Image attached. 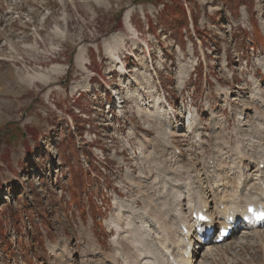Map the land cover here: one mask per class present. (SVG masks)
I'll use <instances>...</instances> for the list:
<instances>
[{
	"label": "rangeland",
	"instance_id": "374dc122",
	"mask_svg": "<svg viewBox=\"0 0 264 264\" xmlns=\"http://www.w3.org/2000/svg\"><path fill=\"white\" fill-rule=\"evenodd\" d=\"M99 1L107 8L0 0V264H58L49 247L66 240L83 264L84 232L104 253L119 251L128 222L154 250L142 231H161L158 215L174 212L188 175L176 163L252 171V149L246 160L229 149L247 144L239 126L264 123V0ZM117 42L113 62L105 43ZM79 47L86 71L74 62ZM35 74L49 78L27 80ZM153 94L177 121L163 125L171 137L147 115ZM263 227L238 231L204 264H264Z\"/></svg>",
	"mask_w": 264,
	"mask_h": 264
},
{
	"label": "bare ground",
	"instance_id": "6f19581e",
	"mask_svg": "<svg viewBox=\"0 0 264 264\" xmlns=\"http://www.w3.org/2000/svg\"><path fill=\"white\" fill-rule=\"evenodd\" d=\"M95 3L97 5H101L104 8H107V4H104L102 1L95 0ZM138 9H139V12L144 13L142 7H139ZM131 13H132V9H127L124 12L123 18L125 21L126 28L130 31L131 34L134 35V33L136 32V28L133 26V24H131V19H130L132 15ZM112 37H114V35H112ZM119 41H121V39H119ZM118 42L114 44L113 46H110L107 43H105L107 54L110 56L113 62L115 61V57L116 59L120 61L118 55L116 56L117 46L120 44ZM80 47L77 49V52L74 56V62L79 68H81L83 71L84 70L86 71L87 67L85 66L86 65L85 52L83 48H80ZM261 68L264 69V60L261 62ZM63 69L64 67L61 68V70ZM41 76L42 75L40 74L28 75L27 80L31 81L33 79L41 78ZM42 78H44L47 81L49 77L45 75V76H42ZM154 88H156V86ZM139 94H140V91H139ZM154 95L155 94H153L152 96L153 98L150 101L147 115L154 114L158 120L157 124L162 125V126L159 125L161 127V131H164L165 134H168L169 137H171L173 134L171 131L173 130L175 131V129L171 130L170 131L171 133H170L166 130V128H164V126L165 127L172 126L173 122H175L176 120L172 121L171 118L167 116L166 109L160 107V102H159L160 98L158 99V96L156 95L154 96ZM243 110H246V108L244 107ZM151 118H153V116ZM239 119H240L241 125L248 124L246 120L249 118L244 120V117H241L239 115ZM197 129H199V125ZM238 129L241 135L243 134L242 136H246V137H243V140L245 139L247 144H252V145L247 147V144H245L244 145L245 148L241 150L240 147L241 148L243 147L240 146L239 144H236L232 149H229V148L228 149L229 151H233L235 148V152L234 153L232 152L231 155L233 156L234 154H237L238 158L240 159L243 158L244 160H246L247 158L245 157L243 152H247V151L249 152V150L252 149L253 150L252 154L255 153L256 155L254 156V159H251V158L247 159L248 163L252 165L251 167L252 171H250L249 173H246L247 170L245 171V170L235 169L233 165L227 166L225 163H222V164H225V166L219 165V167H215V164L214 166L213 164L207 165V162L202 164V168L199 169L198 171V169L193 170L190 167V165L187 163V161L185 160L179 163H176V166H179L180 164V167L178 169L180 171L186 172L188 175L187 177L182 179L183 182H181L180 184H177L179 185L180 189L177 186L178 196L177 195L173 196V197H177L176 199L177 204L174 207V212H172V214L168 216H163V214L158 215L162 224H165V227H162L161 231H159L160 227L154 230L147 228V229H143L142 231L144 233H146L147 230L151 231L148 234L150 235L153 242L156 243V248L154 250H150L149 248L148 249L143 248L141 245V239L139 238V237H142V233L139 236L135 235L138 231L141 232L140 231L141 226L138 227L139 229H135L133 227H130L129 226L130 223L128 222L126 224L127 229L125 231V233H128V234L125 235V242L121 241L120 239L116 240V242L118 241L117 243L115 242L116 244H119L120 246V249H119L120 254L118 253L119 251L116 250V248H114V250L110 251L109 253H104L102 247L94 239L93 235L89 234L88 232H84V235L87 240L84 244L85 245L83 248L84 253L82 254V257H81L83 264H195V261H197L196 264H204L205 258L210 256L211 252L215 251V249L225 247L230 242L235 232L233 231V233L230 234V236H228L227 239H225L220 244H214L211 241H208L205 244L206 249H205V252L202 254L201 258L195 259V256L193 258V253L195 252V248H193V251L190 256L185 257L183 255V250L186 245L184 244L185 243L183 240L184 237L181 235L180 224L184 223L185 225H187L189 229H191V227H194L196 224V220L192 218V214L193 212L198 211V210L203 211L204 209L205 212L209 214V216L211 215L213 216V214H216L217 216H220L222 219H224L225 216H232L233 220L234 219L239 220V223L241 221H246V223L249 224V226L252 227L253 229L258 230L260 229V227H263L264 221L258 223L255 221H250L249 219L245 217L244 207L248 203H252L255 201H264V123L258 124V128L255 131H251V130L247 131L246 129H243L240 126L238 127ZM243 131H247V132H243ZM196 137H198V140L203 138V135H201V132L199 130L196 132ZM170 142L175 146L172 139H170ZM253 143L259 144L258 147L252 148L253 146L256 145ZM167 144L162 142L161 150L165 149L167 147ZM202 147H205V145H203ZM229 151H228V154H229ZM163 154H164L165 159L168 161L175 158V153L173 150L169 151L167 149V151H165V153ZM159 158H161V156ZM213 159H209V161ZM214 160L212 162L215 163L216 161ZM218 164H221V163H218ZM260 164H263L261 169L259 167ZM253 165L255 167H253ZM230 179H232L231 182L233 184L229 182ZM207 185L212 186L211 192L206 191ZM157 199H158V196L155 198L154 201L156 202ZM136 202H137V199H135L134 203ZM159 204L160 203L157 204L158 208H156V211H155L157 212V210L159 209L157 212L158 214L160 212H163L159 208ZM159 218H157V220H159ZM219 222L221 224L227 223V221L225 222L224 220L219 221ZM153 224L149 222L148 226L152 225L151 228H153ZM158 225L160 226L161 223ZM197 225L199 226V228L197 227L198 230H201L204 228L202 224H197ZM116 229L118 230V225ZM133 229L136 231V233L133 232L134 231ZM238 229H240V231L246 230V228H241V227H238ZM248 231H249L248 229L247 231H244L242 234V237H245L244 234L247 233ZM120 238L122 239V237ZM49 248H50V251H52V253L57 258L58 264H74L72 262L74 261L73 260L74 253L71 248V244L69 243L68 240L60 241L58 244H52Z\"/></svg>",
	"mask_w": 264,
	"mask_h": 264
}]
</instances>
